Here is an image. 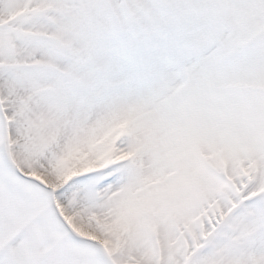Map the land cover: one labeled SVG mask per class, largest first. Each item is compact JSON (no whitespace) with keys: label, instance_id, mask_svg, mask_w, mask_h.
I'll list each match as a JSON object with an SVG mask.
<instances>
[{"label":"snow or ice","instance_id":"obj_1","mask_svg":"<svg viewBox=\"0 0 264 264\" xmlns=\"http://www.w3.org/2000/svg\"><path fill=\"white\" fill-rule=\"evenodd\" d=\"M0 264H264V0H0Z\"/></svg>","mask_w":264,"mask_h":264}]
</instances>
